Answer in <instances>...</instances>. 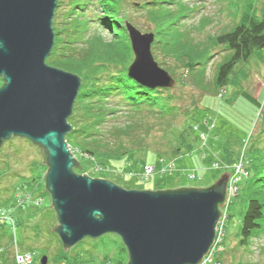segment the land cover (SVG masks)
Here are the masks:
<instances>
[{"label": "rangeland", "instance_id": "obj_1", "mask_svg": "<svg viewBox=\"0 0 264 264\" xmlns=\"http://www.w3.org/2000/svg\"><path fill=\"white\" fill-rule=\"evenodd\" d=\"M147 1L152 3L146 6V10L156 11L151 17L153 27L143 17L139 11L141 9L135 8L134 3L145 0H125L128 10L123 7L122 11L133 19L128 20L138 30L153 33L152 55L175 79L174 86L159 95L169 96L170 105L177 111V115H171L166 122L165 119L148 117L146 112L144 143L153 151L144 154L139 151L134 154L130 152L118 159L108 160L106 167L89 160L79 162L78 151L69 146L80 166L73 170L77 174L105 178L126 189L207 187L222 173L232 170L224 167L225 155L228 152H246L249 146L258 142L248 138L251 130L258 133L264 129V49L256 52L248 61L236 65V74L231 75L230 82L223 91L215 89L212 84L217 66L224 58L225 47L214 45L212 37L231 29L247 8L259 16L264 10V0ZM58 3L60 7L56 6L55 10L58 9L57 21L61 22L59 31L62 30L60 36L63 47L79 51L87 46L99 30L102 31L103 40H109L110 33L96 21L100 8L95 3L91 5L88 0H59ZM68 14L71 16L67 17ZM178 48H182V55L195 57L200 65L186 70L176 55H173ZM126 51L124 50L125 53ZM93 55L90 58L91 66L110 61L108 56L102 57L99 52ZM113 55L112 60H117L116 54ZM83 68L86 72L90 69L89 66ZM197 70H202L200 73H204V76L197 75ZM1 82L0 79V86ZM124 91L125 94L121 91L116 97H109L113 98L114 106H123L119 102L121 95L131 94L135 99L143 97L135 93V88L131 85ZM202 114L203 118L194 132L198 138L192 151L182 149L181 154L164 153L168 152L167 147L174 146L171 143L178 140L180 131H191L188 124L192 123L188 119L195 120ZM124 117L118 114L114 118L118 119L116 123H121L125 121ZM106 124L105 122L103 125ZM167 124L171 129L169 135L167 133V137H164L163 126ZM108 138L109 136L107 140ZM113 138L116 144L120 142L124 148H136L123 135L115 133ZM42 161L39 147L26 138L13 137L0 147V207L15 221L14 229L8 221L0 226V245L4 249V255L8 257L6 262L10 263L13 258L15 247L10 244L11 239L15 238L20 251L32 253L34 264H39L43 255L47 256L46 264H104L108 262L102 263L105 255L114 264L119 249L124 246L119 237L112 233L96 238L84 237L67 250L62 248L58 236L52 230L56 224V216L51 207V197L45 190L43 174L47 168ZM148 165L154 166L155 171L146 177L144 168ZM168 165L172 166L171 171L167 169ZM165 168L166 171H163ZM252 194L263 204V216L259 220L260 233L240 246L238 233L241 213ZM224 205L221 211L229 205V218L225 220V250L219 256V264H264V180L249 183L238 196L233 193L230 201ZM0 264H3L2 260Z\"/></svg>", "mask_w": 264, "mask_h": 264}, {"label": "water", "instance_id": "obj_2", "mask_svg": "<svg viewBox=\"0 0 264 264\" xmlns=\"http://www.w3.org/2000/svg\"><path fill=\"white\" fill-rule=\"evenodd\" d=\"M56 6L57 0H0V147L11 137L39 147L56 216L52 230L64 250L112 233L126 249L125 264H200L215 238L230 173L207 187L138 190L74 172L80 166L65 135L81 78L46 63ZM125 28L133 54L128 77L150 89L174 86L152 55L153 33L128 21ZM46 262L41 256L39 264Z\"/></svg>", "mask_w": 264, "mask_h": 264}, {"label": "trees", "instance_id": "obj_3", "mask_svg": "<svg viewBox=\"0 0 264 264\" xmlns=\"http://www.w3.org/2000/svg\"><path fill=\"white\" fill-rule=\"evenodd\" d=\"M88 1H91V5L95 3V5L100 8V11L96 16V21H99L101 26L104 25V28L110 33L108 37L109 40H103L102 31L99 30L100 32L93 35L91 41L87 43V46L79 49V51H74L73 49L69 50V48L63 47V40L60 36L62 30L59 31L61 22L60 20L57 21L59 14L58 9H56L53 19L54 44L51 52L46 57V63L81 76V86L74 100L72 113L67 119L68 123L71 125V129L65 135V139L72 149L75 148L78 151L80 156L78 158L79 162H88L89 160L106 167L105 163L108 162V160L118 159L130 152L134 154L135 151H139L144 154L147 151H153L144 143V133L147 130L145 129V120L147 117H144L146 112L148 117L153 116L151 118L158 120L165 119L167 122L171 115H177V111L172 105H170L169 96L161 97L159 95L160 93H163V91L169 90V88H145L127 75V67L131 63L130 60L132 61L133 59V54L129 45L125 22L133 21V19L126 16V13H123L124 10L122 11L123 7L128 10L125 0ZM58 2L59 0L57 3ZM150 3L152 2L145 0V2H137L134 4L135 8L141 9L139 11L142 12L143 17L148 23H151L153 27V20L151 17L156 13V11L146 10V6L150 5ZM91 5L89 6L91 7ZM59 7L60 5L58 3L57 8ZM70 16L71 14H68L67 17ZM54 24H56V26ZM133 26L137 28L135 25ZM212 42L214 45L219 44L225 47L224 58L217 66L212 84L215 89H222L224 91V88L230 82L231 75L236 74V65L248 61L256 52L264 49V10L259 16H257L250 8H247V10L241 13L238 22L231 29L222 31L212 37ZM181 49L182 48H178V51L173 52V55H176L177 60L184 67H186V70L195 69L196 66L200 65L199 62L195 61V57L187 56L185 54L182 55L180 53ZM124 50H127V53H125ZM95 52H99L102 57L104 55L108 56L110 61L99 63L98 66H91L90 58L94 56L93 54ZM113 54H116L117 60H112L114 57ZM86 66L90 67L88 72L83 70V67ZM113 69L116 70L112 71ZM197 71L199 72L197 75L200 77L204 76V73H200L202 70ZM0 79L3 82L2 77H0ZM128 84L135 88V93H139L140 95H143V97L135 99L134 97H131V94L129 96L121 95L119 102L123 106L121 108L114 106L115 104L113 98L109 97L112 95L116 97V95H119L121 91L125 94L126 91H124V89H127V87L129 88L130 86H128ZM118 114L125 116V121L116 123L118 119L114 117ZM202 118L203 114L199 118H195V120L191 121V118L188 119V122L192 123V125L188 124L189 130H191L189 132L191 134H189V132L187 133L185 131L186 129L184 131H180L178 140H173L171 143L174 146L167 147L169 149L168 152H162L169 154H181L182 149H187L189 152L192 151L198 138L194 132L195 129L198 128V124ZM105 122L107 124L103 125ZM170 129L171 126H169V124L163 126V130L165 131V133L163 131L164 137H167V133L169 135ZM263 130L258 133H253L251 130L248 138H252L254 141L256 139L258 142L256 141L255 144L249 146L246 152H244V150L240 153L239 151H236V153L228 152L223 159L225 162L224 167H231L233 164L241 162L245 172L247 173L246 176L239 180L236 185V196H238L239 193H242L243 189L249 183L264 180ZM115 133L119 136L123 135L128 138L136 148H124L122 146L123 144L120 142L119 144H116L113 138V136L115 137ZM253 134L256 136L254 137ZM107 136H109L108 140ZM188 137H191L192 139H189ZM12 138L13 137L10 139ZM167 169L171 171L172 166L168 165ZM163 171H166V168ZM250 196L247 199L243 212L241 213L240 228L238 233V244L240 246H242V244H246L250 239L256 237L260 233L261 224L259 220L263 216V204L256 197H254L253 194ZM228 208L229 205L225 208V220L229 218ZM11 219L13 223H11V226L14 229L15 221L12 217ZM4 223L5 222L0 223V226ZM225 231L224 221L222 226L223 236L221 242L218 244L220 250L217 251V248L214 249L215 252L217 251L215 256L216 262H220L219 256L222 251L225 250L223 249ZM10 245L20 251L17 247L15 238L11 239ZM121 245H123L122 242ZM3 250L2 245H0V260L3 261V264H13L14 252L11 262L7 263L6 260H8V257L4 255ZM125 250V247L121 246L114 264L126 263L127 253H125ZM108 257V255H105L102 263L108 261L107 263L111 264L110 261L112 259ZM30 264H34V259H32Z\"/></svg>", "mask_w": 264, "mask_h": 264}, {"label": "built area", "instance_id": "obj_4", "mask_svg": "<svg viewBox=\"0 0 264 264\" xmlns=\"http://www.w3.org/2000/svg\"><path fill=\"white\" fill-rule=\"evenodd\" d=\"M154 166L148 165L144 168V176L148 177L151 175V173L154 171ZM233 170V171H232ZM232 170L230 172V177L228 180V199L231 197L233 193H236L237 191V183L239 180H241L244 176H246V172L244 170V167L242 166L241 162H238L236 164H233ZM225 207L224 211L222 212V215L216 225V230H215V238L213 241V244L209 250V252L203 257V261L201 264H219V262L215 261V256L217 254V251L220 250V247H218V244L221 242L223 232H222V226H223V221L226 219V212H225ZM9 221L12 223L11 216L8 214H5L3 209L0 207V223ZM13 224V223H12ZM217 248V251L215 252L214 249ZM32 253L30 252H20L17 249L14 250V262L13 264H30L32 261ZM109 264V263H105Z\"/></svg>", "mask_w": 264, "mask_h": 264}]
</instances>
